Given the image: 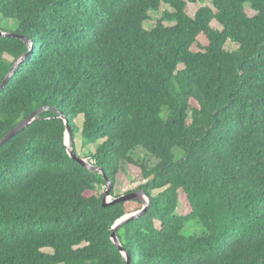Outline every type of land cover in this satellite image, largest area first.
Here are the masks:
<instances>
[{"label":"trees","instance_id":"1","mask_svg":"<svg viewBox=\"0 0 264 264\" xmlns=\"http://www.w3.org/2000/svg\"><path fill=\"white\" fill-rule=\"evenodd\" d=\"M203 1L0 0V29L33 41L0 35V85L30 53L0 93V140L52 108L0 147V264H127L113 227L143 204L86 195L125 160L152 198L118 230L131 264H264V0ZM61 112L104 172L71 156Z\"/></svg>","mask_w":264,"mask_h":264},{"label":"rangeland","instance_id":"2","mask_svg":"<svg viewBox=\"0 0 264 264\" xmlns=\"http://www.w3.org/2000/svg\"><path fill=\"white\" fill-rule=\"evenodd\" d=\"M209 4V2H204L203 0H198V2L196 3H189L188 5V12L190 15H195V13L197 12V10L203 6ZM167 9H171L169 5L167 4H163L161 10L159 11H153L150 13L151 17L150 19H148L145 22V27L147 29H152L155 27V25L157 24V21L159 18L162 17L163 12ZM246 11L250 16H254L256 14V11L254 9H252L249 5L246 6ZM16 23L13 20H4L2 23V27L5 30H14L16 28ZM212 25L214 28H221V26L219 25V23L217 21L212 22ZM199 43H201L202 45H208L209 44V40L205 35H201L199 37ZM237 44L233 43V42H228L227 44V48L229 50H234L237 49ZM202 47H197V45H195L193 47V50H199ZM4 60H9V61H13V58L9 55H4ZM1 60V59H0ZM192 104L194 106H198V103L195 100H192ZM82 119L80 118L79 121V125L82 124ZM75 143H76V148L78 153L81 155V157H85L87 158L88 155H90V153L92 151H94L96 149V144H88L85 141V138L82 136L81 132H77L76 133V138H75ZM133 157L136 161H141L146 159L147 163L149 164H153L156 159L153 156L148 155L144 149H137L135 150ZM145 182L143 174H142V168L140 166V164L138 163H133V162H129L128 160L122 161L120 164V170L117 174V179H116V183L114 185V188L112 191H114V195H112L111 198H115L118 197L120 195H123L125 193H128L129 191H137V187L140 186L141 184H143ZM106 191V187L102 186V187H97L94 191H88L86 192V195L90 196V195H101V193H104ZM180 199L183 203V208H181V211L186 213L188 211L191 210V206H190V202L187 198V195L184 192L180 193ZM129 211L130 213L136 212L138 208L141 207L140 204H134V203H129ZM143 207V206H142ZM189 230L191 231H195L198 229V227L196 225H189L188 227ZM48 252H52L53 249L51 248H46L45 249Z\"/></svg>","mask_w":264,"mask_h":264},{"label":"water","instance_id":"3","mask_svg":"<svg viewBox=\"0 0 264 264\" xmlns=\"http://www.w3.org/2000/svg\"><path fill=\"white\" fill-rule=\"evenodd\" d=\"M0 35L4 37H15L19 39L25 40L27 43L30 44V46L33 48V41L28 39L26 36L16 33V32H7L0 29ZM30 53L24 54L22 57H20L12 69L10 70L9 74L7 75L6 79L3 81V83L0 85V93L5 88V86L9 83L10 79L14 76V74L17 72V70L20 68L22 63L28 58ZM52 109L51 107H42L38 110H36L32 115H30L27 119L22 121L17 127H15L12 131H10L3 139L0 140V147L5 144L8 140L16 136L18 133L23 131L27 126H29L32 122H34L43 112ZM60 116L65 119L66 125H67V131H66V145L69 147V153L71 156L87 168L95 169L99 172H104V169L96 164H92L88 158L81 157L79 153L75 150V138H74V132L69 124L68 117L61 112ZM107 188L104 193L103 203L104 206H110L115 205L117 203L129 201V200H137L140 201L143 204V207L140 210H137L133 213L125 214L122 218H120L113 227V233H112V239L114 243L120 248V250L123 252V254L127 257V264H131V257L129 252L123 247L121 240L118 236V230L121 226L129 223L130 221L140 218L144 214L147 213L149 210L152 198L151 195L144 189L140 188L137 191H132L125 193L123 195H120L118 197H112V190L114 188V183L111 181V179L108 177L106 173H104Z\"/></svg>","mask_w":264,"mask_h":264}]
</instances>
